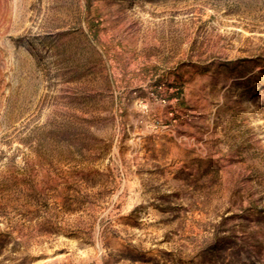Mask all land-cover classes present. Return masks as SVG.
Listing matches in <instances>:
<instances>
[{
  "label": "rangeland",
  "instance_id": "1",
  "mask_svg": "<svg viewBox=\"0 0 264 264\" xmlns=\"http://www.w3.org/2000/svg\"><path fill=\"white\" fill-rule=\"evenodd\" d=\"M0 264H264V0H0Z\"/></svg>",
  "mask_w": 264,
  "mask_h": 264
}]
</instances>
